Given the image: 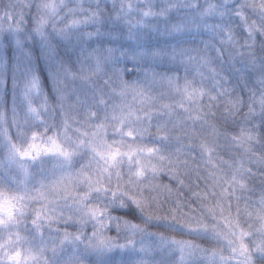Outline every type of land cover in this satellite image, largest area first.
Returning <instances> with one entry per match:
<instances>
[{
  "label": "snow or ice",
  "instance_id": "6c2138e0",
  "mask_svg": "<svg viewBox=\"0 0 264 264\" xmlns=\"http://www.w3.org/2000/svg\"><path fill=\"white\" fill-rule=\"evenodd\" d=\"M147 31L208 32L224 64L207 40L100 39ZM0 33L16 44L18 97L0 106V264H264V0H8ZM53 37L79 48L75 64Z\"/></svg>",
  "mask_w": 264,
  "mask_h": 264
},
{
  "label": "trees",
  "instance_id": "16d2710c",
  "mask_svg": "<svg viewBox=\"0 0 264 264\" xmlns=\"http://www.w3.org/2000/svg\"><path fill=\"white\" fill-rule=\"evenodd\" d=\"M156 3H159L160 0H155ZM8 3V0H0V8H3ZM181 13H183L185 10L180 9ZM177 13L172 14V19H176ZM109 27H113L112 25H109ZM116 30H123L122 26H120L119 29ZM126 31V30H124ZM199 31H192L191 33H184L182 36L185 37L187 40H200L202 36L199 34ZM206 38V37H204ZM54 42L58 45V53L61 57L64 58L65 62L75 64L76 60L80 56V50L79 48H73L68 45L67 42L61 40L59 37H53ZM103 43L105 44H111L114 47H122L127 48L129 50H134L137 47H148V46H159L161 43L165 41H172V43L168 44L169 46L176 44L175 39L172 37H167L160 35L158 32L154 31H147L145 35L141 37L139 41L137 40H131L126 37V35H116V36H104L100 38ZM96 40L89 41L88 46L96 47ZM27 45L31 48V54L33 58V69L35 73L39 76L40 84L44 90L45 93L48 94L49 100L54 101L55 100V90L53 85V79H52V70L50 68L49 63L45 60V58L42 55V49L39 41H28ZM0 58H3V60H6L8 62V83L7 86H0V106H3L4 108H7L11 110L13 104L18 103V97L15 95L13 90V76H12V66L15 64L17 60V49L16 44L14 41V38L9 37L7 40L5 39V34L0 33ZM176 66L172 65H166L163 67H160L161 70H168V69H175ZM5 68V64L0 61V70ZM226 72H230V66L225 65ZM233 80L235 83L239 84L241 88H243V84L240 83L238 77L233 76ZM2 147V145H0ZM225 159L228 157L225 156ZM259 179L255 181L256 184H259ZM194 183L199 184L200 188L204 187L203 181H194ZM199 190V189H197ZM195 207V205H193ZM118 214L120 215H131L133 212H135V209H128V208H118L115 209ZM187 211V209H185ZM135 216L139 217V213L135 212ZM163 230L159 225H153L151 228V231H160ZM177 231H181L179 227H176ZM188 238V237H184ZM203 247H208L207 244H202ZM126 251L130 250H116V253L119 254V256H123ZM112 255V254H109ZM159 264V258L158 262Z\"/></svg>",
  "mask_w": 264,
  "mask_h": 264
},
{
  "label": "clouds",
  "instance_id": "9594fccd",
  "mask_svg": "<svg viewBox=\"0 0 264 264\" xmlns=\"http://www.w3.org/2000/svg\"><path fill=\"white\" fill-rule=\"evenodd\" d=\"M37 2H39V0H37ZM220 2L222 3L223 0H220ZM229 2H234V0H229ZM104 3H108V0H104ZM200 3L201 4H206L207 0H200ZM61 15H63V12H61ZM253 18H255V17H253ZM56 20H59V16H57L55 18V20H51L50 23H55ZM191 32H186V33H191ZM199 34L202 36V38L200 40H195V41L187 40L185 37L181 36V37L175 39V43L177 45H183V46H186V47L204 49L205 41L206 40L209 41V46L207 48V53L210 56V58L212 59V61L215 63V66L217 67V71H220L221 70L220 66L224 64V61L223 60L216 61V57H215V55L212 52V47L214 45L211 42V34L208 33V32H200ZM204 37H206V38H204ZM34 41H38V39H36ZM170 43H172V41H165V42L161 43L159 46H165V45H168ZM163 66L164 65H161L160 67H163ZM179 70H180L181 74H183V69L181 68Z\"/></svg>",
  "mask_w": 264,
  "mask_h": 264
}]
</instances>
